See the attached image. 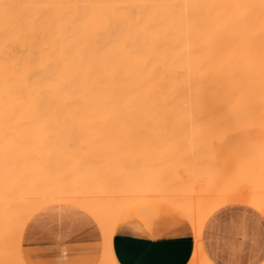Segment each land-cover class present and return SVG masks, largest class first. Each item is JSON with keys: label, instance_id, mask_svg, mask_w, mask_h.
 <instances>
[{"label": "bare ground", "instance_id": "bare-ground-1", "mask_svg": "<svg viewBox=\"0 0 264 264\" xmlns=\"http://www.w3.org/2000/svg\"><path fill=\"white\" fill-rule=\"evenodd\" d=\"M261 3L262 0H0V5L15 6L7 16L0 8V264H24L20 254L22 230L30 217L46 206L69 204L94 220H107L103 227L108 225L109 229L104 227L108 234L104 232L109 236L110 226L116 223H111V218H120L138 205L132 200L141 201V196L152 191L159 195L169 192L170 197L175 194V190L164 192V181L152 190L140 189L144 181L129 179L123 183L120 173L117 178L121 183L116 175L113 182L119 185L112 184L111 177L105 175L104 179L101 176L81 184L82 192H77H116L132 200L123 198L103 205L94 199H69L70 193L50 186L49 177L57 164L51 162L52 147L43 143L48 135L57 132L51 126H113L119 132H134L145 126L195 125L196 148L191 149L197 154L201 152L199 141L203 139L200 146L208 147L213 133L207 134L208 140L199 135L215 127L216 132H212L218 133V127L232 118L244 122L261 117ZM139 154L136 157L144 156ZM145 168L141 171L149 167ZM210 168L207 175L215 170ZM259 168L258 162L247 168L245 185L252 192L264 189V169ZM46 171L48 177H44ZM202 173L196 180L206 181ZM154 179L157 182L159 177ZM210 191L204 194L210 195ZM180 196H173L169 204L182 213L196 212L197 218H193L195 213L192 216L196 220L189 222L198 242L208 217L229 205L235 193L219 198L222 201H208L207 205L196 200V207L195 196L190 197L193 202L186 198L190 199L188 203H181L185 198ZM256 196V200L250 196V202H254L246 203L264 216V196ZM188 213L185 215H192ZM106 237L105 254L111 242ZM196 251L189 264H201V260L208 264L204 255L199 259ZM109 255L102 256L98 264H116L111 251Z\"/></svg>", "mask_w": 264, "mask_h": 264}, {"label": "rangeland", "instance_id": "rangeland-1", "mask_svg": "<svg viewBox=\"0 0 264 264\" xmlns=\"http://www.w3.org/2000/svg\"><path fill=\"white\" fill-rule=\"evenodd\" d=\"M261 115V117L249 119L244 122L234 121L235 119L232 118L227 123H223L218 127V133L212 132L213 130L215 131V127L211 130V132L205 133V135L203 136H201L202 134L199 135L200 139L204 137V140H208L211 133H213L212 138L209 139V141L211 140L212 142L210 141V143H208L209 141H206V143H208L207 145H209L208 147L205 146V144L203 147H201L203 139L199 141L201 142V146L198 143L201 152L197 151L198 155L196 154V151H193L195 150L194 147L196 148V146L193 147V144L196 145V140H194L196 138L195 125L145 126L138 127L137 129L139 130L134 132H119L116 131L117 128L113 126H51L50 129H53L57 132H53L55 135L53 133L51 134L52 136L48 135L49 139L47 138V141L44 142L43 145L52 147L51 151L54 160L51 157V160H53L51 162H54L53 164L55 165L57 164L55 166V168L57 167V170H55L57 171V173L59 172V175L57 173L55 174L56 171H54V174L52 172V177H49L51 181L50 186L52 188L53 185V188L55 190L63 189L65 193H70L68 194V196L70 197L69 199H92V201L94 199V202H98L103 205H111L123 198L130 199L131 197H122L116 192H103L102 194H93L94 192H90V194L78 193L77 191L82 192L81 184H84L88 181L93 182V180H98L101 176H103L101 177V179H104L106 175L107 177H111V179H108L112 184H114L113 182H115L114 180L117 177L119 178L121 176L123 179L120 178V180L123 183L127 182L129 179H135V181H144L141 184L140 188L143 190H152L157 187L158 182L161 185V181H164V183H162L161 185V188L163 187V190H175L174 193L176 195H171V197L168 194L169 192L166 193L164 190V192L168 195L164 194L163 192H161L159 195L158 191H152L147 193L146 196H141L144 197L141 201H138L140 198H138V200L130 199L137 202L138 205L130 208L120 218L116 217L115 219L114 217H112L111 219L113 222L110 221L111 219L108 220L111 223H114L116 221L114 227L109 222L111 225L110 230L112 231L110 232H112V235L109 232L110 235L107 236L108 232L104 230V227L108 226L104 225L103 227V224H105V222L106 224H108L107 220L105 222L100 218H98L99 220H95L97 224H99V227L102 226L100 229L103 228V236H105V232L107 233L105 234L108 237V241H111V238L119 225L140 227V225L144 224L146 221L159 219L165 215L168 216L172 211H181L180 209H177L176 207L169 204L170 202H172L173 196L177 197V195H181V198H185L180 200L181 203H186L191 199L192 202L194 200L193 205H198L201 200V203H203V205H207L206 202L215 203L216 200L222 201V199L219 198H222L225 195V198H227L228 194L232 193L233 195L235 193V196L231 198L232 201H230L229 204H241L254 209L251 204L248 205L249 203L254 202H250V196H254L252 200L255 199V194H259L257 195L258 197L264 196V189L257 192H252L251 190H249V187L245 185L247 184L245 183V181H247V168L250 163L258 162V165L260 167L259 170L264 169V110L261 111ZM47 127H45V129ZM68 128H70V130ZM50 129L48 127V130ZM78 129L84 130V132H79ZM189 134L194 135L195 137L192 139V136L190 138ZM187 135L189 137L186 138ZM205 136L207 137V139L205 138ZM144 146H146V149L144 148ZM191 148H193V150ZM139 149H143V151H140ZM150 150L152 151V153ZM106 153H108V156ZM138 153L142 155L144 154V156H141L139 154L143 158L139 156L136 157ZM196 165L200 167V169L197 167L200 171L196 170ZM212 166L215 167V170L213 169L214 171L211 170V168H213ZM145 167H149L147 168L146 172H144L143 170L141 171V168L146 169ZM150 168L154 169V172H152V169V171L148 170ZM208 168H210L209 170H211L209 175H207ZM201 171L206 174V177L204 176L206 181L196 180L197 175H203ZM151 172L155 173L156 176L155 174H153L154 176L151 175ZM198 172L200 173L196 174ZM120 173L121 175L119 176ZM49 175V172L46 171L44 177H48ZM115 175L116 178L114 179ZM158 177L159 180L156 182L155 180L157 179L154 178ZM118 178L117 180L119 181ZM197 179H199V177ZM208 179L210 182L208 181ZM109 180H107L106 183H109ZM118 181L116 182L117 184L115 183L114 185H119L120 181ZM208 183H210V185ZM142 185L144 187H142ZM186 189H188L189 191H185ZM197 191H200L199 193H201L199 196V198H201L200 200L198 198L199 194H196ZM208 191L211 192L209 193L211 196L204 194L208 193ZM92 196H94L95 198H92ZM163 196L164 198H162ZM191 196L192 198L193 196H195L193 200L192 198H190ZM205 196H207L208 200H206ZM132 198L135 199L137 197L134 198V196H132ZM186 198L190 199L186 201ZM196 200H198L199 202L197 203ZM238 201L241 202L239 203ZM191 204L192 203H190L189 205ZM193 205L192 208L196 207L195 205L193 207ZM193 210L196 211V208H194ZM187 213L188 212H186V214ZM179 214L183 215L184 212L182 213L181 211L179 212ZM105 237L103 238L104 240ZM194 241V251L197 250L196 253L199 252V259L204 257L203 260L206 258L205 261L207 260L206 262H208V264H211L204 252L201 239L199 240V244V241L196 242L195 238ZM105 243L106 242H104L103 245H105ZM197 245H200L201 247H198ZM104 247L105 246H103V253L106 250ZM196 247L197 249H195ZM108 252L110 253V251ZM108 252L106 254L104 253L103 256L107 254L109 255ZM106 263L108 264V262ZM109 264L112 263L109 262ZM201 264H204V261L201 260Z\"/></svg>", "mask_w": 264, "mask_h": 264}, {"label": "crops", "instance_id": "crops-1", "mask_svg": "<svg viewBox=\"0 0 264 264\" xmlns=\"http://www.w3.org/2000/svg\"><path fill=\"white\" fill-rule=\"evenodd\" d=\"M179 212L140 227L119 225L110 242L115 263L189 264L195 246L189 220H196V213L192 218V213ZM257 213L246 205L229 204L208 217L200 239L211 264L264 263V216ZM102 234L84 210L54 204L27 221L20 237V254L24 264H98L103 256Z\"/></svg>", "mask_w": 264, "mask_h": 264}, {"label": "snow or ice", "instance_id": "snow-or-ice-1", "mask_svg": "<svg viewBox=\"0 0 264 264\" xmlns=\"http://www.w3.org/2000/svg\"><path fill=\"white\" fill-rule=\"evenodd\" d=\"M13 7H15V6L9 5V4L0 5V8H2L4 10L5 16H7L8 10L10 8H13ZM261 7L264 8V0H262Z\"/></svg>", "mask_w": 264, "mask_h": 264}]
</instances>
